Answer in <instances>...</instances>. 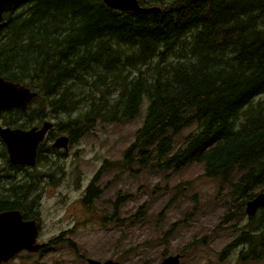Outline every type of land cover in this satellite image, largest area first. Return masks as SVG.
I'll list each match as a JSON object with an SVG mask.
<instances>
[{
    "label": "trees",
    "instance_id": "1",
    "mask_svg": "<svg viewBox=\"0 0 264 264\" xmlns=\"http://www.w3.org/2000/svg\"><path fill=\"white\" fill-rule=\"evenodd\" d=\"M139 2L161 11H120L102 0H28L5 13L0 75L37 95L26 110L0 114L23 129L47 116L56 122L38 145L33 166L13 165L4 155L0 211L21 209L25 218H37L44 181L53 174L48 169L40 180L26 169L49 167L48 150L62 154L47 140L64 133L74 145L98 124L132 121L143 98V122L122 158L104 159L84 190L81 202L89 211L101 194L100 176L113 168L179 171L199 165L204 176L222 182L237 171L229 192L241 206L264 192V0ZM192 124L195 130L177 144ZM0 145L4 150L1 139ZM16 169L25 171L19 180ZM143 206L132 218H145ZM238 247L241 258L264 256L263 209L248 216L221 254Z\"/></svg>",
    "mask_w": 264,
    "mask_h": 264
},
{
    "label": "rangeland",
    "instance_id": "2",
    "mask_svg": "<svg viewBox=\"0 0 264 264\" xmlns=\"http://www.w3.org/2000/svg\"><path fill=\"white\" fill-rule=\"evenodd\" d=\"M146 103L147 98H143L141 111L132 121L98 124L67 150L56 148L62 153L58 156L48 150L44 165L50 163L49 167H27L40 180L45 173L49 175L48 169L53 174L51 181H44L39 216L34 219L40 222L36 242L59 235L62 241L46 246L41 255L39 251H20L5 264H85L87 258L119 256L121 264H156L174 254L180 255L179 264H264L261 254L241 258V247L221 254L248 220L245 206L229 192L237 171L229 182H222L219 177L204 176L199 165L179 171L113 168L100 176L101 194L92 210L82 204L84 190L103 160L122 158L143 122ZM44 120L56 122L54 116ZM195 128V124L185 128L175 138L176 143ZM54 139L47 143L51 145ZM3 151L5 147L0 148V172L6 168L7 154ZM17 171L15 179L19 180L25 171ZM124 195L128 198L119 201ZM142 204L145 218H132Z\"/></svg>",
    "mask_w": 264,
    "mask_h": 264
},
{
    "label": "water",
    "instance_id": "3",
    "mask_svg": "<svg viewBox=\"0 0 264 264\" xmlns=\"http://www.w3.org/2000/svg\"><path fill=\"white\" fill-rule=\"evenodd\" d=\"M27 0H0V30L7 24L4 13ZM107 6L120 10L131 11L139 14L161 11L159 5H141L139 0H102ZM37 93L24 84L5 79L0 75V111L13 108L26 110L28 104ZM53 127V122L43 120L40 125L30 128H11L0 125V139L6 147L8 161L12 164L33 166L36 162L37 147L45 139L48 131ZM54 148L68 149L69 138L67 135L57 136L51 143ZM258 209H264V192L257 193L245 202L247 216L254 215ZM21 209H8L0 211V264L12 259L18 252L26 250L34 252L42 248L45 243H37L39 221L23 219ZM180 255H167L156 264H179ZM87 264H118L113 258L98 260L88 258Z\"/></svg>",
    "mask_w": 264,
    "mask_h": 264
},
{
    "label": "flooded vegetation",
    "instance_id": "4",
    "mask_svg": "<svg viewBox=\"0 0 264 264\" xmlns=\"http://www.w3.org/2000/svg\"><path fill=\"white\" fill-rule=\"evenodd\" d=\"M28 1V0H27ZM12 11V10H11ZM4 17H5V13H4ZM13 109H17V108H13ZM13 109H11V110H13ZM7 111H9V110H7ZM1 112V111H0ZM10 115H8V114H0V125H2V126H8V127H11V128H15V127H17V126H14V119H10V118H8ZM20 128V127H19ZM2 141V140H1ZM5 147V146H4ZM5 151H6V147H5ZM6 154H7V152H6ZM7 160H8V155H7ZM13 164V163H12ZM13 165H16V166H18V165H20V166H27V165H21V164H13ZM16 171H17V169H16ZM18 172V171H17ZM23 211V210H22ZM24 212V211H23ZM23 219H35V218H25V212H24V215H23ZM51 242L52 241H47V242H37V243H45V245L42 247V248H40V249H38L37 251H34V252H29V254H34V253H37L38 251L39 252H41L40 253V255L42 254V252L44 251V249H45V247L47 246H49L50 244H51ZM23 251V250H22ZM24 251H26V250H24ZM28 252V251H27ZM45 252V251H44ZM43 252V253H44ZM88 259V258H87ZM87 259H85V264H87ZM107 259H109V258H107ZM114 260H116V261H118V264H121V259H122V257L121 256H119V257H116V258H113ZM98 260H100V259H98ZM103 260H106V259H103ZM102 260V261H103ZM3 264H5V263H3Z\"/></svg>",
    "mask_w": 264,
    "mask_h": 264
},
{
    "label": "bare ground",
    "instance_id": "5",
    "mask_svg": "<svg viewBox=\"0 0 264 264\" xmlns=\"http://www.w3.org/2000/svg\"><path fill=\"white\" fill-rule=\"evenodd\" d=\"M50 121H51V120H50ZM54 124H55V123L53 122V126H54Z\"/></svg>",
    "mask_w": 264,
    "mask_h": 264
}]
</instances>
